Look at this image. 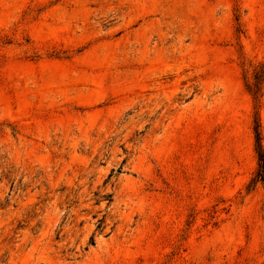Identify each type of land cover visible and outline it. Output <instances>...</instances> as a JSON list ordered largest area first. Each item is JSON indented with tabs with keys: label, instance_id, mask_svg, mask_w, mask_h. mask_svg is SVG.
I'll return each mask as SVG.
<instances>
[{
	"label": "rangeland",
	"instance_id": "374dc122",
	"mask_svg": "<svg viewBox=\"0 0 264 264\" xmlns=\"http://www.w3.org/2000/svg\"><path fill=\"white\" fill-rule=\"evenodd\" d=\"M264 0H0V264H264Z\"/></svg>",
	"mask_w": 264,
	"mask_h": 264
},
{
	"label": "trees",
	"instance_id": "16d2710c",
	"mask_svg": "<svg viewBox=\"0 0 264 264\" xmlns=\"http://www.w3.org/2000/svg\"><path fill=\"white\" fill-rule=\"evenodd\" d=\"M258 157V170L256 172L255 180L263 181L264 180V149L259 148L257 152Z\"/></svg>",
	"mask_w": 264,
	"mask_h": 264
}]
</instances>
